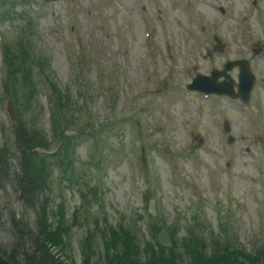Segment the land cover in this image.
<instances>
[{
  "label": "rangeland",
  "instance_id": "obj_1",
  "mask_svg": "<svg viewBox=\"0 0 264 264\" xmlns=\"http://www.w3.org/2000/svg\"><path fill=\"white\" fill-rule=\"evenodd\" d=\"M69 1L74 17L71 21L66 12L65 0H48L41 16L36 14L38 0L18 3V11L23 10L37 19L31 30L35 59L40 57L45 64L48 62L49 67L45 68V72L51 75L52 68L54 80L59 87L68 88L75 98L74 66L71 67L68 51L74 58L81 53L92 60V65L87 61V66L83 68L82 62L77 69L83 73L84 79L91 82L89 112L99 124H103L102 121L107 120L111 112L109 102L112 100H109L106 88H112L116 108L122 114L133 99L132 91H135L138 103L146 111L139 117L143 121V128L150 129L149 139L154 147L149 146L144 150L139 145H133L134 140L129 137L126 127L114 130L103 162L105 166L97 174L102 183L100 202L93 200L89 210L82 209L78 214V225L72 228L70 234L72 246L65 250L71 259L69 256H65V259L64 256L60 257L67 264H84L82 241L93 226L94 218H99V205L105 207L108 223L115 224L124 216L125 223L136 227L137 234L144 240L149 239L141 213L148 202L150 212H162L167 223L180 224V236L184 235V222L191 219L193 211L203 224L201 234L208 236L212 232H221L218 215L223 212L230 222V238L238 245L250 248L263 243V199L259 185L251 180L254 170L244 153H235V164L230 170L223 168L226 156L220 153L218 145L226 146V143L218 131V124L224 118L232 121L233 132L237 136L234 148L249 144L258 155L264 154V51L253 57V67L259 76L249 106L256 116L254 123H250L233 106L228 108L226 101H222L217 112H210L201 101L188 95L184 86L191 71L208 72L225 57L252 56L247 50V43L255 38L264 41V0H259L256 9L249 7L248 0H222L228 11L224 16L209 7V0H115V7L110 5L111 0ZM143 2L147 5L146 13L153 27L157 52L155 62L148 58L143 45V15L140 10ZM232 11L236 15L244 12L246 16H235ZM239 22H242L241 26H238ZM71 25L73 27L70 29ZM19 32L13 21L7 20L0 25V93L3 79L12 69V66L3 65L4 51L7 49L5 44L14 45L20 37ZM196 38L200 39L199 44H195ZM214 43L225 46L224 52L217 51ZM209 53L211 57L205 59ZM169 54L175 58L174 63L168 59ZM155 68L158 69L159 82L164 81L170 74L169 70H172L170 90L165 91L164 97L150 95L157 87L155 76L152 75ZM48 95L49 91L43 86L36 97L40 104L38 112H41V121L35 124V136L43 135L41 129L51 133L46 109ZM83 114V110L76 114V124H70L69 133L78 130ZM12 116H15L14 107L9 100L3 99L0 101V128L5 124L11 145L3 151L6 153L9 149L18 161H22L26 155L17 154V147L12 146ZM194 131H210L213 138L200 139L193 135ZM129 152H132L130 159L127 154ZM164 152L175 157L176 173L170 179L169 167L162 160ZM35 155L36 152L31 159L36 166L39 158ZM77 156L80 165L78 175L83 178L82 183L93 185L94 172L89 157V144L84 142L79 145ZM140 160L149 162L146 168L152 176L148 187L156 189V197L161 199V205L154 195L144 193L147 176L138 164ZM230 172L232 175L228 177ZM177 184H180L179 187ZM58 186L59 180L55 176L51 195L54 208L61 198ZM232 187L237 189L233 195ZM84 191L90 194L86 188ZM5 195L0 198V247L10 253L16 249V230L11 224L13 216L9 214L15 213V219L21 218V223L23 215L28 217L25 223H36V219L35 215H30L32 211L24 208L15 191ZM63 195L67 216L71 221L75 210L81 205V194L75 188H66ZM219 200L221 203L217 204ZM194 202L196 204L192 206ZM9 207L12 210L7 211ZM198 208L203 212L201 216L196 211ZM185 212L188 217L184 215ZM45 215L43 223L51 217L48 213ZM89 223H92L90 228ZM96 241L99 246L97 249L102 250L99 237ZM23 252L25 250L20 249L16 254L19 256ZM98 262L96 264H101Z\"/></svg>",
  "mask_w": 264,
  "mask_h": 264
},
{
  "label": "trees",
  "instance_id": "obj_2",
  "mask_svg": "<svg viewBox=\"0 0 264 264\" xmlns=\"http://www.w3.org/2000/svg\"><path fill=\"white\" fill-rule=\"evenodd\" d=\"M18 127H21V124ZM26 130L29 135H25L26 141L19 137L20 143L24 147H36V137L33 135V131L30 130L29 126H26ZM39 144H41V142H39ZM26 165L29 166V168H33L31 161H29ZM34 174L36 175V173ZM25 175H27V172L23 173V176L19 179L17 178V182L15 184L18 186L17 190L19 191L20 198L24 201V203L27 206L34 207L36 205L38 184H36L37 181L34 180V178L31 179L30 176L29 178H25ZM41 216L42 213H40V217ZM38 229L39 231L34 239L33 237L30 239L32 253L26 255L24 264H57L53 256L50 254L49 248H51L52 245L58 246L60 243L51 242L50 232L44 228V224L41 222V220L39 222ZM24 235L30 236L29 231H25ZM109 253L111 255L108 254L107 258L111 260V262H108L110 264H150L143 259H136L137 255H124L122 249L119 250L115 256L112 255L111 250H109ZM111 256L114 257V262H112Z\"/></svg>",
  "mask_w": 264,
  "mask_h": 264
},
{
  "label": "water",
  "instance_id": "obj_3",
  "mask_svg": "<svg viewBox=\"0 0 264 264\" xmlns=\"http://www.w3.org/2000/svg\"><path fill=\"white\" fill-rule=\"evenodd\" d=\"M0 264H3V260L1 259V257H0ZM7 264H9V263H7Z\"/></svg>",
  "mask_w": 264,
  "mask_h": 264
}]
</instances>
